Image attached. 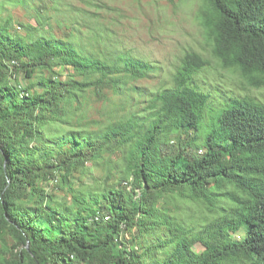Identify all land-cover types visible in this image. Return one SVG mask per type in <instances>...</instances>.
I'll return each mask as SVG.
<instances>
[{
	"label": "trees",
	"instance_id": "trees-1",
	"mask_svg": "<svg viewBox=\"0 0 264 264\" xmlns=\"http://www.w3.org/2000/svg\"><path fill=\"white\" fill-rule=\"evenodd\" d=\"M200 1L204 51L185 52L141 109L93 131L44 128L70 125L86 90L119 95L152 66L0 22V240L20 243L0 264H264V0ZM61 67L81 80H59ZM38 72L49 76L20 84ZM113 156V182L72 187ZM174 192L206 212L185 219Z\"/></svg>",
	"mask_w": 264,
	"mask_h": 264
},
{
	"label": "rangeland",
	"instance_id": "rangeland-1",
	"mask_svg": "<svg viewBox=\"0 0 264 264\" xmlns=\"http://www.w3.org/2000/svg\"><path fill=\"white\" fill-rule=\"evenodd\" d=\"M200 7V0H0V22L10 20L11 31L18 36L24 37L30 30H34V34L38 33L36 31L44 32L55 38L68 39L87 53L100 56L101 52L103 55L126 52L152 66L143 79L127 78V84L121 87L119 95L106 89L103 90L106 98L103 100L93 89L86 90L81 94L80 109L74 112L70 125L54 124L44 128V133L45 130L58 133L78 122L82 128L93 131L109 121L141 109L142 102L148 100L150 93L160 88L162 82L179 66L185 52L204 51V32L197 20ZM54 72L59 80H66L70 76L81 80L70 68H55ZM41 75L46 77L49 73L38 72L31 78L20 75L19 82L27 86L35 83ZM221 78L231 85L230 76L222 75ZM130 86L137 91L126 93ZM40 90L35 85L33 93ZM259 95L264 98V90ZM127 96L132 99L130 105L126 103ZM110 158V164L89 163L85 175L75 174L72 187L75 190L98 188L106 182L108 174L112 175L109 182H113L119 176V167L115 166L116 157ZM49 190L57 199L70 202L71 193L67 188L60 190L51 186ZM170 195V202L180 203V211L185 219L206 212L204 205L202 208L192 202L173 200L179 199L177 192ZM135 239L138 240V237ZM19 244L15 236L6 232L3 240H0V253L14 251ZM193 249L201 251L203 248L201 244H196Z\"/></svg>",
	"mask_w": 264,
	"mask_h": 264
}]
</instances>
